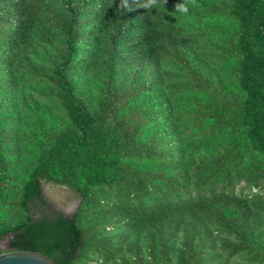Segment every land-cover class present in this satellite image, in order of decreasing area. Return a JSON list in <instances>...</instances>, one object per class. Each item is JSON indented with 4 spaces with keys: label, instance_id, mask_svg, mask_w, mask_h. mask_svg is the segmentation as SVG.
Listing matches in <instances>:
<instances>
[{
    "label": "trees",
    "instance_id": "16d2710c",
    "mask_svg": "<svg viewBox=\"0 0 264 264\" xmlns=\"http://www.w3.org/2000/svg\"><path fill=\"white\" fill-rule=\"evenodd\" d=\"M120 2L0 0V240L53 264L263 263L264 0Z\"/></svg>",
    "mask_w": 264,
    "mask_h": 264
},
{
    "label": "rangeland",
    "instance_id": "374dc122",
    "mask_svg": "<svg viewBox=\"0 0 264 264\" xmlns=\"http://www.w3.org/2000/svg\"><path fill=\"white\" fill-rule=\"evenodd\" d=\"M42 199L56 212L63 216H70L78 203L76 194L67 187L41 184ZM33 216H38V210H32ZM5 239L0 240V252H6Z\"/></svg>",
    "mask_w": 264,
    "mask_h": 264
},
{
    "label": "water",
    "instance_id": "95a60500",
    "mask_svg": "<svg viewBox=\"0 0 264 264\" xmlns=\"http://www.w3.org/2000/svg\"><path fill=\"white\" fill-rule=\"evenodd\" d=\"M0 264H53V263L47 257L36 252L6 251L0 253ZM261 264H264V262Z\"/></svg>",
    "mask_w": 264,
    "mask_h": 264
},
{
    "label": "clouds",
    "instance_id": "9594fccd",
    "mask_svg": "<svg viewBox=\"0 0 264 264\" xmlns=\"http://www.w3.org/2000/svg\"><path fill=\"white\" fill-rule=\"evenodd\" d=\"M161 3L164 4L165 0H144L140 7L148 9L161 5ZM189 4L196 6V0H182L181 3H177L175 5L174 11L180 13L181 15L187 16L189 13ZM119 7L122 9L127 8L129 11L132 10L127 0H121Z\"/></svg>",
    "mask_w": 264,
    "mask_h": 264
}]
</instances>
